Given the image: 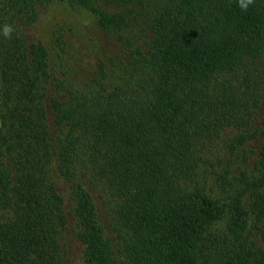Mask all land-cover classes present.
<instances>
[{"label":"trees","instance_id":"16d2710c","mask_svg":"<svg viewBox=\"0 0 264 264\" xmlns=\"http://www.w3.org/2000/svg\"><path fill=\"white\" fill-rule=\"evenodd\" d=\"M0 9V264H264V0Z\"/></svg>","mask_w":264,"mask_h":264},{"label":"rangeland","instance_id":"374dc122","mask_svg":"<svg viewBox=\"0 0 264 264\" xmlns=\"http://www.w3.org/2000/svg\"><path fill=\"white\" fill-rule=\"evenodd\" d=\"M5 9H0V14ZM257 120L264 116V106L258 110ZM261 145L259 140H250L244 145V149L250 155V159L253 160L257 156V152ZM59 190L62 194L66 193L65 182L61 178H57ZM78 224L73 217L68 220L67 228L65 229V244L67 247V264H83V248L80 242L77 240Z\"/></svg>","mask_w":264,"mask_h":264},{"label":"clouds","instance_id":"9594fccd","mask_svg":"<svg viewBox=\"0 0 264 264\" xmlns=\"http://www.w3.org/2000/svg\"><path fill=\"white\" fill-rule=\"evenodd\" d=\"M255 0H238V6L242 11H247L249 5L254 4ZM13 29L10 25H5L3 27V35L7 38H11V33Z\"/></svg>","mask_w":264,"mask_h":264}]
</instances>
